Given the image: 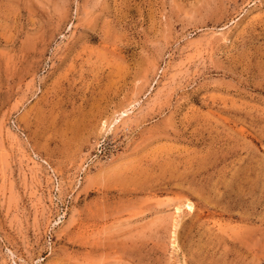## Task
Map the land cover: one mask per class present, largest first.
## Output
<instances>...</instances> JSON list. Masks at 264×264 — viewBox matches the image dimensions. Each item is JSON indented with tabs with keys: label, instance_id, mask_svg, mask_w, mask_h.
<instances>
[{
	"label": "rangeland",
	"instance_id": "obj_1",
	"mask_svg": "<svg viewBox=\"0 0 264 264\" xmlns=\"http://www.w3.org/2000/svg\"><path fill=\"white\" fill-rule=\"evenodd\" d=\"M0 264H264V0H0Z\"/></svg>",
	"mask_w": 264,
	"mask_h": 264
},
{
	"label": "bare ground",
	"instance_id": "obj_2",
	"mask_svg": "<svg viewBox=\"0 0 264 264\" xmlns=\"http://www.w3.org/2000/svg\"><path fill=\"white\" fill-rule=\"evenodd\" d=\"M184 206L188 207L189 205H187V204L185 205V204H184ZM191 207H192V206H191ZM189 208H190V207H189ZM175 209H176L177 211H179V208H175Z\"/></svg>",
	"mask_w": 264,
	"mask_h": 264
}]
</instances>
